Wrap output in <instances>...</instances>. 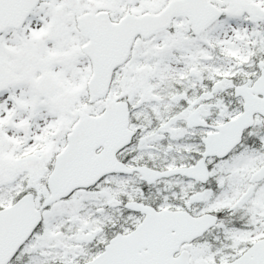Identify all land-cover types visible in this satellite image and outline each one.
<instances>
[{
	"label": "snow or ice",
	"instance_id": "6c2138e0",
	"mask_svg": "<svg viewBox=\"0 0 264 264\" xmlns=\"http://www.w3.org/2000/svg\"><path fill=\"white\" fill-rule=\"evenodd\" d=\"M0 264H264V0H0Z\"/></svg>",
	"mask_w": 264,
	"mask_h": 264
}]
</instances>
